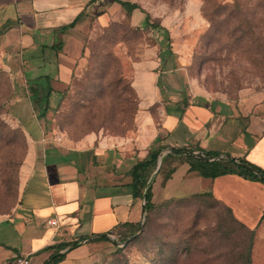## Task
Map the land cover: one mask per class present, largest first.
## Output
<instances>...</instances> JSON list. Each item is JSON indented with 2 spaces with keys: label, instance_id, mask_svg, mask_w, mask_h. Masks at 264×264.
<instances>
[{
  "label": "rangeland",
  "instance_id": "374dc122",
  "mask_svg": "<svg viewBox=\"0 0 264 264\" xmlns=\"http://www.w3.org/2000/svg\"><path fill=\"white\" fill-rule=\"evenodd\" d=\"M130 1L140 7L142 19L148 14L167 29L171 54L162 52L165 65L159 32L133 23L123 10L104 26L91 18L71 34L81 44V55L68 84L50 93L44 116L28 112L39 139L32 141L22 126L13 109V82L0 72V217L19 203V171L31 148L42 159L45 147L71 148L89 134L134 143L139 97L133 79L148 58L159 63L155 72L163 99L181 105L224 103L240 119L254 109L263 113L264 0ZM28 99L31 103V95ZM149 110L158 123L157 106ZM169 167L163 164L151 182L154 207L142 216L138 233L119 248L111 241L92 242L89 264H264V218L259 216L264 198L241 207L245 223L206 191L199 192L211 179L188 183L177 174L167 184ZM27 234L0 223V239L19 248L27 244ZM43 258L42 252L34 253L30 264H42Z\"/></svg>",
  "mask_w": 264,
  "mask_h": 264
},
{
  "label": "crops",
  "instance_id": "0c3cea01",
  "mask_svg": "<svg viewBox=\"0 0 264 264\" xmlns=\"http://www.w3.org/2000/svg\"><path fill=\"white\" fill-rule=\"evenodd\" d=\"M118 10L128 13L133 23H142L137 8L128 10L114 0H0V72L13 82V95L17 96L13 109L23 118L21 124L32 141L39 138L35 120L28 115L29 110L34 112L28 99L30 85L37 83L42 91L48 81L51 95L60 93L81 55V44L71 34L91 18L104 26ZM158 64L148 58L133 79L139 97L135 144L89 134L71 148L45 147L42 159L35 148L28 151L19 171V203L10 215L0 217V223L8 222L16 232L29 233L27 244L19 248L0 239V264L19 254L41 252L43 263L51 253L45 247L71 241H78L79 246L67 251L58 264H89L93 242L89 239L120 223L141 220L142 200L131 195L129 169L153 146H165L166 151L171 147H189L194 153L197 149L217 151L244 157L264 169V102L259 103L261 115L253 106L240 119L224 103L181 105L163 99L164 92L157 85L160 73L155 72ZM154 105L160 112L158 123L149 110ZM133 144L138 146L134 153ZM188 168L185 162L178 164L167 184L177 174L188 183L206 178L187 172ZM207 179L211 180L199 192H211L242 222L247 223L241 207L257 203L259 196L264 198L260 182L234 174ZM53 219L56 225L48 223Z\"/></svg>",
  "mask_w": 264,
  "mask_h": 264
},
{
  "label": "trees",
  "instance_id": "16d2710c",
  "mask_svg": "<svg viewBox=\"0 0 264 264\" xmlns=\"http://www.w3.org/2000/svg\"><path fill=\"white\" fill-rule=\"evenodd\" d=\"M121 4L123 7L129 9L140 8L136 3L122 0H114ZM77 19H75L70 26H73ZM142 26L145 29H152L159 34L162 38L158 41L160 54L162 60V66L165 65L166 59H163L164 52L167 56L171 54L170 37L167 29L159 24L157 21H153L148 14H145L142 20ZM37 85H30V95L32 97L31 103L33 110L39 117L44 116L48 110V99L52 91L48 81L45 88L41 91L38 90ZM159 140V137L156 138ZM166 149L165 146H153L148 150L147 155L137 162H135L129 169L130 182L128 184L131 195L134 199L143 200V214L151 211L154 207L152 201V186L147 185V182L154 170L157 167L158 160L160 159L162 152ZM185 162L189 168L187 172H195L197 175L206 178H216L217 176L234 174L244 180L253 182H260L264 185V169L248 160L244 157H230L229 155H220L217 151L197 149L194 153V149L189 147H171L166 152L162 164L158 169L161 170L163 164H169L170 167L164 177V181L169 180L172 177L178 164ZM157 172V173H158ZM204 193L209 194L213 199L211 192L206 191ZM203 194V193H202ZM215 200V199H214ZM217 201V200H216ZM260 218H264V211ZM141 222L131 223L124 222L116 225L112 230L107 233L98 234L89 240L94 241H111L117 248L121 247L119 244L124 242L130 237L134 236L140 230ZM79 246L78 241L60 242L54 245H49L44 250H51L49 256L43 261L42 264H58L61 262L65 253L75 247ZM65 249L64 252H61Z\"/></svg>",
  "mask_w": 264,
  "mask_h": 264
},
{
  "label": "built area",
  "instance_id": "2783aa9c",
  "mask_svg": "<svg viewBox=\"0 0 264 264\" xmlns=\"http://www.w3.org/2000/svg\"><path fill=\"white\" fill-rule=\"evenodd\" d=\"M51 225H56V220H48ZM121 246V244H119ZM5 264H30V254H19L9 259Z\"/></svg>",
  "mask_w": 264,
  "mask_h": 264
},
{
  "label": "water",
  "instance_id": "95a60500",
  "mask_svg": "<svg viewBox=\"0 0 264 264\" xmlns=\"http://www.w3.org/2000/svg\"><path fill=\"white\" fill-rule=\"evenodd\" d=\"M167 152V151H166ZM165 152V154H166ZM165 154H163L160 159L158 160V163H157V167H156V170L153 172V174L151 175V177L149 178L148 182H147V185L151 184V182L153 181V178L155 176V174L157 173L158 169H159V166L165 156ZM142 214H143V201H142Z\"/></svg>",
  "mask_w": 264,
  "mask_h": 264
}]
</instances>
